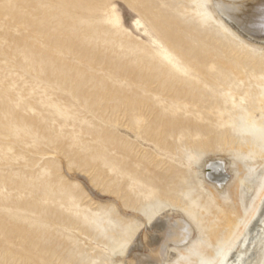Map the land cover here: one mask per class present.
<instances>
[{
	"label": "rangeland",
	"instance_id": "1",
	"mask_svg": "<svg viewBox=\"0 0 264 264\" xmlns=\"http://www.w3.org/2000/svg\"><path fill=\"white\" fill-rule=\"evenodd\" d=\"M212 4L0 0V264H127L171 213L195 234L164 264H227L249 238L264 44Z\"/></svg>",
	"mask_w": 264,
	"mask_h": 264
},
{
	"label": "bare ground",
	"instance_id": "2",
	"mask_svg": "<svg viewBox=\"0 0 264 264\" xmlns=\"http://www.w3.org/2000/svg\"><path fill=\"white\" fill-rule=\"evenodd\" d=\"M212 3L217 16L223 19L231 28L251 40V42L264 44V0H212ZM221 170H223L221 165L213 166L209 176L213 180L219 179L222 174ZM252 191L253 189L249 193ZM172 212L175 211L172 210ZM177 217L179 216L175 213L165 214L161 218H157V222L151 224L147 230L145 228L138 241L132 244L126 263L164 264L170 255V244H188L195 231L190 224L180 221L181 219L177 221ZM257 222L260 223V226ZM257 222L250 227L249 238L240 240L233 248L227 264H231L229 262L231 258H233L232 261L235 264H246V259L249 260V264L257 263V240L264 237V215ZM261 249L263 250L264 246Z\"/></svg>",
	"mask_w": 264,
	"mask_h": 264
}]
</instances>
